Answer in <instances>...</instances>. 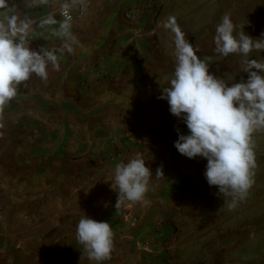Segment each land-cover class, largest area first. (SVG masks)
<instances>
[{"label":"crops","instance_id":"1","mask_svg":"<svg viewBox=\"0 0 264 264\" xmlns=\"http://www.w3.org/2000/svg\"><path fill=\"white\" fill-rule=\"evenodd\" d=\"M86 2L82 15L72 0L0 6V20H28L31 47L54 51L59 65L49 64L47 79L32 75L0 112V264H98L82 257L76 239L85 214L114 231L111 259L100 264H166L164 254L137 246L173 238L179 264H230L215 227L219 200L202 172L207 160L178 152L175 142L189 130L158 99L175 66L164 26L170 16L209 58L210 73L228 83L230 55L216 53L213 41L221 20L214 24L212 7L197 11L182 0ZM65 5L75 16V42L61 34ZM231 19L240 31L244 17ZM137 153L154 176L148 203L115 209V166ZM159 167L164 177L156 179Z\"/></svg>","mask_w":264,"mask_h":264},{"label":"clouds","instance_id":"2","mask_svg":"<svg viewBox=\"0 0 264 264\" xmlns=\"http://www.w3.org/2000/svg\"><path fill=\"white\" fill-rule=\"evenodd\" d=\"M83 4L84 0H72ZM6 0H0L4 6ZM67 7V5L65 6ZM165 28L173 34L175 66L169 86L162 88L158 99L167 100L171 114L181 119L189 130L175 142L178 152L187 158L207 160L205 178L222 196H231L228 207L235 208L247 197L255 183L256 153L253 134L264 130V62L249 59L255 51L264 50V35L252 38L225 14L213 37L215 52L223 57H242V72L247 79L228 84L210 73L209 58H200L197 46L185 39L177 20L170 16ZM31 23L17 16L0 20V112L17 95L20 85L36 75L47 79L49 64L58 69L54 51L31 47ZM61 34L73 42L70 25H61ZM69 51L71 47L65 45ZM179 132V129H177ZM153 173L142 154L117 163L112 190L118 193L115 209L137 203L147 204ZM164 177L163 168L155 178ZM76 239L82 246V257L98 264L111 259L114 231L107 221L98 222L82 216L76 226Z\"/></svg>","mask_w":264,"mask_h":264},{"label":"rangeland","instance_id":"3","mask_svg":"<svg viewBox=\"0 0 264 264\" xmlns=\"http://www.w3.org/2000/svg\"><path fill=\"white\" fill-rule=\"evenodd\" d=\"M182 1H186L187 6L197 7V11L204 6L212 7L214 24L225 14L234 19L243 16L240 31L244 30L252 38L264 35V0ZM248 58L264 62V50H254ZM241 60L240 55H230V70L226 75L228 84L237 82L238 76L240 80L241 77L247 79V74L242 72ZM253 138L257 167L254 170L255 183L247 197L240 200L235 208L230 209L228 205L232 197L220 195L218 187L214 186L215 199L219 200L215 202L214 209L220 216L216 219L215 227H221L220 233L225 241L221 252L230 264H264V130L255 132ZM202 168L204 174L206 167Z\"/></svg>","mask_w":264,"mask_h":264},{"label":"built area","instance_id":"4","mask_svg":"<svg viewBox=\"0 0 264 264\" xmlns=\"http://www.w3.org/2000/svg\"><path fill=\"white\" fill-rule=\"evenodd\" d=\"M65 6L61 9V17L65 23H68L69 25H71L75 20V16L72 12L71 5H67V7H65ZM78 7H79V14L82 15L87 8L86 0H84L83 4L78 3ZM126 17H127V19L134 20L138 16L133 14L132 12H128L126 14ZM176 121L178 124H180V126H182L183 123L179 118L175 119V122ZM183 125H185V124H183ZM184 176L188 181L193 180V176L188 172H185ZM174 241H175V239L173 238V239L161 240V241H158V242H155L152 244L141 242L138 244L137 247L139 250L145 251V252H147L151 255H154V256L164 254L166 264H179L180 262H179V258L177 256V254L175 252Z\"/></svg>","mask_w":264,"mask_h":264}]
</instances>
